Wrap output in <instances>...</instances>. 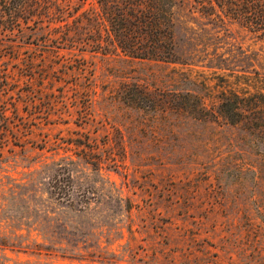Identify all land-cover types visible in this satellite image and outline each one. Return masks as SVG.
<instances>
[{
	"label": "rangeland",
	"instance_id": "rangeland-1",
	"mask_svg": "<svg viewBox=\"0 0 264 264\" xmlns=\"http://www.w3.org/2000/svg\"><path fill=\"white\" fill-rule=\"evenodd\" d=\"M205 3L163 60L92 50L102 0L0 2V264H264V37Z\"/></svg>",
	"mask_w": 264,
	"mask_h": 264
},
{
	"label": "trees",
	"instance_id": "trees-1",
	"mask_svg": "<svg viewBox=\"0 0 264 264\" xmlns=\"http://www.w3.org/2000/svg\"><path fill=\"white\" fill-rule=\"evenodd\" d=\"M2 11L11 24L27 22L32 9L40 13L42 0H0ZM175 0H102L100 14L82 12L87 31L94 35L92 50L102 53L120 50L135 58L174 60V39L171 29V8ZM217 7L225 15L241 21L250 31L264 37V0H206L201 10L212 14ZM258 75V72L256 73ZM6 78H0L4 86ZM257 87V96L248 101L249 109L256 110L254 102L264 96ZM244 89L223 91L220 111L230 123L242 116L241 106H246ZM3 94L0 91V101ZM2 106V105H1ZM4 123L9 116L0 108Z\"/></svg>",
	"mask_w": 264,
	"mask_h": 264
}]
</instances>
